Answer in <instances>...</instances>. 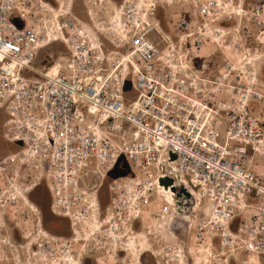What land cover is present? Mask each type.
Masks as SVG:
<instances>
[{
    "label": "built area",
    "instance_id": "obj_1",
    "mask_svg": "<svg viewBox=\"0 0 264 264\" xmlns=\"http://www.w3.org/2000/svg\"><path fill=\"white\" fill-rule=\"evenodd\" d=\"M83 3L88 21L72 0H0L2 136L17 145L0 156V173L11 174L0 178V204L27 189L21 166L38 169L72 234L92 219L91 235L114 246L151 203L161 202L154 218L169 217L158 193L167 176L197 193L184 232L225 264H264V0ZM170 5L180 10L165 30L156 12ZM50 36L65 54L41 59ZM121 161L130 174L108 183L102 206V180ZM4 230L0 261L3 250L18 260L21 245Z\"/></svg>",
    "mask_w": 264,
    "mask_h": 264
},
{
    "label": "rangeland",
    "instance_id": "obj_2",
    "mask_svg": "<svg viewBox=\"0 0 264 264\" xmlns=\"http://www.w3.org/2000/svg\"><path fill=\"white\" fill-rule=\"evenodd\" d=\"M179 10L180 7L178 5L159 7L157 9L156 18L160 20L165 30H168V25ZM72 11L77 14H85L86 21H88L83 0H74ZM97 14L100 16L101 10H97ZM259 48L260 53H264V46L259 45ZM64 50L62 43L54 41L41 50L40 58L43 59L45 56H50L51 59H54L59 54H65ZM260 79L264 81V64H262ZM129 95H132V93L129 92ZM5 119L6 114L0 111V156L15 151L17 147L16 144L9 143L2 137V124ZM128 174H130L128 165L124 161H121L114 169L105 175L102 180V187L100 188V201L102 206L107 204L108 194L106 188L108 183L115 177ZM10 176L11 174L8 175V177ZM16 181L20 188L19 191L23 188H27L33 183H37L36 188H39L47 196L48 200L47 202L45 201L42 206L38 198H32L40 211L42 208L41 220L38 218L37 212L34 214L29 211L30 208L22 202V199L14 203H10L9 201L1 202L0 226L5 229L4 234L10 236L16 242L17 246L21 245V247L18 246L19 259L14 260L15 263L12 260L10 252L3 250L9 261H0V264H73L70 261L69 254H71L79 264H136L133 254L127 250L120 251V248H124L125 243L130 239L131 241L136 240L144 242L148 244L145 245L144 248L148 247L151 249L150 252L143 253L141 264H180L177 262V258L173 256L174 253H171L174 250L180 251V249L189 251L192 256H198L197 262L199 264H206L204 260L205 256L209 258V264H225L223 258L218 257L215 250L207 249L205 244V247L202 245L201 240L195 238L192 230L190 232L183 231V229L188 226L187 222L181 224L173 221V235H175L177 239L167 232L158 230L156 227L159 224L166 226L167 230L169 225L168 216L160 220L153 217L159 211L161 206L160 201H155L144 208L141 219L136 218L133 220L132 232L126 230L127 226H123L118 232L122 242L118 240L116 245L112 246L110 239L106 235H91L89 232L90 222H88L89 224L83 223L77 228L79 234L76 236L72 234L68 219L54 215L51 212L48 189L44 180L40 179L38 169L28 168L26 165L21 166L18 170ZM91 181L94 182L95 178H92ZM5 188L8 189L7 186H5L4 189ZM190 201L192 202L193 200L191 199ZM10 208H12L13 213L8 217ZM190 212L191 210L188 209L187 215ZM169 213H171L169 216L175 215L181 220L185 218L178 212L174 213L171 211ZM41 227L47 230L54 238L51 239L50 237L44 236L41 233ZM190 228L192 227L190 226ZM146 231L150 233L144 236ZM87 237L89 238L88 241L85 239L77 240V238ZM59 242L65 243V245L60 246ZM38 244H42V246L39 247V252L34 256L31 255L30 252L28 254V247L36 250ZM166 246H170L172 251L168 252V255L162 258L165 253L163 248ZM210 252H213V254L210 255Z\"/></svg>",
    "mask_w": 264,
    "mask_h": 264
},
{
    "label": "bare ground",
    "instance_id": "obj_3",
    "mask_svg": "<svg viewBox=\"0 0 264 264\" xmlns=\"http://www.w3.org/2000/svg\"><path fill=\"white\" fill-rule=\"evenodd\" d=\"M42 2H44V0H42ZM74 3V0L72 1ZM73 3H72V8H73ZM57 20V19H56ZM95 29V28H93ZM95 32H97V30H95ZM58 40L57 37H52L50 36V39L49 41H47V43L45 44V46L43 48H45L47 45H49L50 43L54 42ZM249 60L245 63H248V64H256L257 62V58L256 57H253V58H248ZM259 78H260V75H261V69L260 71L257 73ZM3 137V136H2ZM37 186V183L33 184L32 186L28 187L27 189L23 190L21 192V199H22V202L25 203L29 208H32L33 211L35 210V214L36 212L38 213V218L41 220L42 218V214L40 213V210L38 209L37 205L31 200V198L29 197V192L35 187ZM175 186V185H174ZM191 195L189 198L183 196V199L180 200L179 204H177V201L175 200L174 196H172V191L170 190V186L168 187H164L162 185H158V193L160 196H162V202L164 205H168L169 208L167 212H174V213H179L180 215H182V217H185L184 219H180L178 218L177 216L175 215H170L169 216V220H168V230H167V227L164 226L163 224H159L156 228L162 232H167L168 234H171L172 236L175 237V235H173V221H175L176 223H183L185 224L186 222H189L193 216V214L195 213V210H196V206L198 204V201L196 199V195L197 193L192 190V191H188ZM189 199L193 200L192 202L189 201ZM197 203V204H196ZM188 209L191 210V212L187 215L188 213ZM89 222H92V219L89 221ZM160 223V222H158ZM157 223V224H158ZM89 224V223H88ZM156 224V225H157ZM161 232V233H162ZM41 233L44 235V236H52L47 230H45L43 227H41ZM147 233H150L148 231L145 232L144 236H147ZM89 240V238H77V240ZM131 239L125 244V247L120 249V251H129L131 254L134 255V259L136 261V264H141V260H142V255L143 253L145 252H150L151 249H149L148 247L147 248H144L145 245H148V244H145L144 242H139V241H136V240H133L131 241ZM128 248V249H127ZM211 249V248H210ZM184 253V254H183ZM183 253L180 254V257H178V260L177 262L180 264H199L197 261V258L198 256H192L189 251L187 250H183ZM213 252H210V255H212ZM69 258H70V261L71 263L73 264H79L78 261H76L71 254L68 255ZM192 260V261H191ZM204 260H206V264H209V258L207 256L204 257Z\"/></svg>",
    "mask_w": 264,
    "mask_h": 264
},
{
    "label": "water",
    "instance_id": "obj_4",
    "mask_svg": "<svg viewBox=\"0 0 264 264\" xmlns=\"http://www.w3.org/2000/svg\"><path fill=\"white\" fill-rule=\"evenodd\" d=\"M73 14L75 15V16H77L78 18H80V19H82V20H84V21H86V16H85V14H77V13H74L73 12ZM175 156L173 155V154H171V159H173ZM158 183H159V185H162V186H164V187H168V186H170V190L173 192V193H175V196H176V198H177V203L179 204L180 202V200H182L183 199V196H185V197H187V198H189L190 197V193L187 191V189L185 188V187H183V186H181V188H179V189H176V187L174 186V183H173V178H171V177H167V176H165V177H160L159 178V180H158Z\"/></svg>",
    "mask_w": 264,
    "mask_h": 264
},
{
    "label": "flooded vegetation",
    "instance_id": "obj_5",
    "mask_svg": "<svg viewBox=\"0 0 264 264\" xmlns=\"http://www.w3.org/2000/svg\"><path fill=\"white\" fill-rule=\"evenodd\" d=\"M9 174H10V172H7V173L1 172L0 173V178H3L4 179V177H8ZM33 184H35V183H33ZM33 184L29 185L28 187L32 186ZM28 195H29V197L31 198L32 201H33L32 198H34V197L35 198H38V200L40 201V203H41L42 206H43V203L45 201L47 202V200H48L47 196L39 188H36V186L29 192ZM48 197H49V194H48ZM42 206H40V207H42ZM40 213L42 214V208H41Z\"/></svg>",
    "mask_w": 264,
    "mask_h": 264
}]
</instances>
